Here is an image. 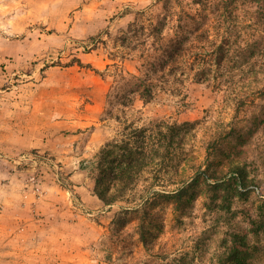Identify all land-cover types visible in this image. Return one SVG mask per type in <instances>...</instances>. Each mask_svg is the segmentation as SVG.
Here are the masks:
<instances>
[{
  "label": "rangeland",
  "instance_id": "374dc122",
  "mask_svg": "<svg viewBox=\"0 0 264 264\" xmlns=\"http://www.w3.org/2000/svg\"><path fill=\"white\" fill-rule=\"evenodd\" d=\"M220 3L0 0V219L12 214L2 208L28 202V191L43 201L66 186L63 160L9 144L6 114L27 104L25 86L36 66L35 86L50 73L57 85L74 76L81 83L82 74H92L106 86L95 119L87 118L86 108L93 97L77 86L75 116L83 125L73 132L56 128L64 138L82 133L85 147L77 157H83L74 162L86 169L92 193L95 174L87 166L125 125L191 124L162 171L164 183L150 168L128 194L129 202L100 201L99 210L105 206L109 214L79 206L76 233L68 239L58 232L56 245L34 244L41 256L10 257L0 236V264H218L235 234L248 247L246 264H264V15L244 1L226 22ZM225 36L230 42L222 66L205 71L211 48ZM174 41L180 52L169 58ZM62 87L50 90L46 83L36 90L44 108L53 109V121H61L68 108ZM144 90L150 91L149 101L140 97ZM90 142L101 146L85 157ZM207 164L217 177L236 168L246 176L245 188L227 194L230 210L225 191L211 192L203 174L191 204L175 209L164 194L176 192ZM142 225L147 244L140 239Z\"/></svg>",
  "mask_w": 264,
  "mask_h": 264
},
{
  "label": "crops",
  "instance_id": "0c3cea01",
  "mask_svg": "<svg viewBox=\"0 0 264 264\" xmlns=\"http://www.w3.org/2000/svg\"><path fill=\"white\" fill-rule=\"evenodd\" d=\"M91 60L95 62V57H92ZM38 69L36 66L32 70V74L28 76V79L33 80L25 86L28 88L26 93L24 91V95L28 98L27 104L15 105L16 108H12L9 114H6L9 117L6 125L7 135L10 136L9 144L15 151L34 150L37 153H48L58 161L63 160L64 167L62 169L66 175L64 179L66 186L62 191L55 192V196L43 201L41 198L35 201L32 193L28 191L27 197L30 199L28 202L21 203L19 201L12 204L13 206L2 208L8 215H10L9 212L12 213L11 216H7L12 219L7 217L0 219V236L4 241V246L8 247L6 253L10 257L16 253L22 256H41L42 249L38 248L37 252H34L32 248L34 244L38 247L45 242H49L51 246L56 245L60 238L58 232L69 239L71 232L76 233L74 227H76V220L80 216L79 212L81 213L79 206L92 211L98 210L99 213H110L105 206L104 210L102 208L99 210L101 202L93 195L91 186L84 179L86 174L84 170L86 169L75 166L74 161H80L83 157H77L81 153L80 148L85 147L82 133L64 138L60 137L56 130V128H60L73 132L83 125L75 116V89L77 86L85 89L93 97L90 98L92 102L86 106L90 114L87 118L92 119H95L102 110L106 86L101 79L92 74H82L85 80L81 83H77V78L74 76L72 80L69 78L68 81L57 85L58 82L52 78V73L48 78H44L42 81L38 80L39 82L35 86L34 80L37 81L35 76L38 74ZM46 83L50 90H55L56 87L63 85L62 90L67 93L68 103L65 102L64 105L68 104V108L61 121L52 120L53 109L44 108L41 100L43 96H39V92L36 91ZM31 86H35L34 90L31 89ZM91 142L86 145L85 151L89 153L84 155L85 157L95 153L101 146V142L97 146ZM77 201L80 203L78 204ZM18 239L21 240V245L16 243Z\"/></svg>",
  "mask_w": 264,
  "mask_h": 264
},
{
  "label": "trees",
  "instance_id": "16d2710c",
  "mask_svg": "<svg viewBox=\"0 0 264 264\" xmlns=\"http://www.w3.org/2000/svg\"><path fill=\"white\" fill-rule=\"evenodd\" d=\"M194 1L197 5H201L204 0ZM244 1L252 3L251 5L255 6L256 11L264 15V0H220L222 12L224 11L222 17L233 14L232 12L237 10V4H244ZM227 18V16L224 18L226 22ZM229 42V37L225 36L218 45L211 48L210 61L205 65L210 68H204L205 71L210 72L213 67L220 68L222 66L226 59ZM179 52L180 42H172L167 50L169 58ZM140 97L149 101L151 99L150 91L144 90ZM190 127L191 124L188 122L170 124L163 121L153 122L147 126L125 125L119 138L104 144L87 166L95 174L93 194L104 205H112L116 201L129 202L128 194L135 188L141 175L150 168L154 170V178L158 180V183H164L161 180L162 171L165 170L169 160L173 158L175 150L180 147V142L185 138L184 133L191 129ZM201 174L205 178L206 187L211 192L225 191L226 195L223 200L227 205V211L230 210L227 197L229 191L239 192L238 187L239 189L245 188L247 183L246 176L238 168L230 171L229 175L217 177L213 167L207 164L202 173L195 172L189 180L182 181L181 187L176 192L164 194L172 201L175 209L179 210L180 207L191 204L195 197L192 190L198 179L202 177ZM140 231L141 242L147 244L146 230L143 225L140 227ZM229 243L230 245L218 260V264H246V261L250 259V254H248L249 250L244 237L235 234Z\"/></svg>",
  "mask_w": 264,
  "mask_h": 264
}]
</instances>
